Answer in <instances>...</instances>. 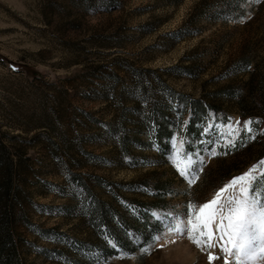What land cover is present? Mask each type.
Returning <instances> with one entry per match:
<instances>
[{"label": "rangeland", "instance_id": "rangeland-1", "mask_svg": "<svg viewBox=\"0 0 264 264\" xmlns=\"http://www.w3.org/2000/svg\"><path fill=\"white\" fill-rule=\"evenodd\" d=\"M181 94L213 105L192 132ZM156 109L172 122L162 146ZM189 155L191 181L176 168ZM262 160L264 0H0L9 264H236L189 239L187 208L250 168L264 195ZM119 217L129 249L108 232Z\"/></svg>", "mask_w": 264, "mask_h": 264}, {"label": "snow or ice", "instance_id": "snow-or-ice-1", "mask_svg": "<svg viewBox=\"0 0 264 264\" xmlns=\"http://www.w3.org/2000/svg\"><path fill=\"white\" fill-rule=\"evenodd\" d=\"M248 124V121L244 122L245 128ZM209 130L210 128H205V134ZM247 130L251 131L250 128ZM212 154L215 155V152ZM193 164L194 160L189 155L184 167L177 162L176 168L182 177L191 181L188 173ZM261 164H264V160ZM252 171L250 168L232 177L212 199L200 204L198 208L194 209L191 204L187 208L189 239L197 246L214 247L215 242H218L222 252L234 255L236 264H250L257 255H264V195L254 191L252 184L254 177H250ZM229 188L237 191L238 195L228 197L227 203L221 204V194ZM214 259L213 254L209 253L208 260L211 262ZM225 264H228L227 256Z\"/></svg>", "mask_w": 264, "mask_h": 264}, {"label": "trees", "instance_id": "trees-1", "mask_svg": "<svg viewBox=\"0 0 264 264\" xmlns=\"http://www.w3.org/2000/svg\"><path fill=\"white\" fill-rule=\"evenodd\" d=\"M242 61H245V59H243ZM28 72L30 71L29 69L27 70ZM29 73H32L31 71ZM178 101L180 102L181 105L185 106V107H190L191 110L190 112L191 114V123L189 125V129L192 132V130H194L193 128V122L195 121L196 117H204L205 115L208 114L209 110L213 107V105L210 102H206L203 101L200 98H191L190 96H186V95H179L178 96ZM159 111V112H158ZM152 120H154V122L156 123V128H155V137H156V141L162 146L164 145V141L163 138L169 136L173 129L170 128V124H172L171 120L167 117V115L164 114L163 111L160 110H154V112L152 114H150L149 116ZM8 189V187H7ZM109 213L110 211H113V209L111 207L108 208ZM125 223L123 217H119V219L117 220V222L115 224H113L114 226H110V224L108 225V232L109 234L116 240L117 243H119L121 245L122 248L124 249H129V245H130V240H129V236H122V234H120L121 236H118L119 233L116 232L117 229H119L123 224ZM6 234L3 237L2 241L0 242V264H9V258H4L1 256V250L2 248H4L3 246H5V244H9L11 241L9 232H7V230L5 231ZM117 235V237L115 238L114 235ZM121 237V238H120ZM123 241V242H122ZM116 249L115 248H109L106 249L104 248L103 253L104 255H111L116 253Z\"/></svg>", "mask_w": 264, "mask_h": 264}]
</instances>
